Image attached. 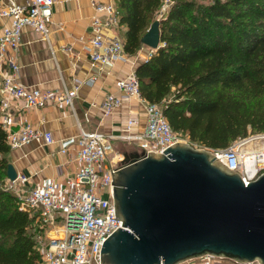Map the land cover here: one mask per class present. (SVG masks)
I'll return each instance as SVG.
<instances>
[{"label":"built area","instance_id":"obj_1","mask_svg":"<svg viewBox=\"0 0 264 264\" xmlns=\"http://www.w3.org/2000/svg\"><path fill=\"white\" fill-rule=\"evenodd\" d=\"M53 3L54 0H26L24 3L0 0V18L9 19L0 33V125L10 150L33 141L49 145L54 139L50 131L37 130L27 122L17 124L14 115L7 113L9 108L17 104L19 109L49 105L72 108L77 96L78 84L71 88L44 89L14 81L18 70L14 53L20 43L21 30L28 26L47 38ZM91 5L96 13H105L107 19L102 24L96 16L92 17L89 61L92 65L103 67L127 60L122 41L104 33V28H115L118 24L115 6L99 0H91ZM165 9L166 6H162L161 12ZM63 50L69 52L71 47H64ZM154 50H148L146 59ZM92 81L90 78L89 82ZM114 86L115 91L105 94L99 106L101 117L111 116L123 104L136 100L142 104L145 116L141 129H136L139 115L128 111L122 132L111 134L97 129L82 130L75 136L60 140L57 150L60 154L68 153L72 145L76 147L67 161L74 163L76 168L66 177L64 184L52 178L32 182V177L22 174L14 179L6 177L1 184L16 196L20 210L36 215L41 225L52 227V233L38 241L39 264H100L103 240L118 226L121 227V220L115 218L111 172L121 165L122 156L115 153L111 160L107 158L106 151L112 148V141L134 143L139 157L145 156L148 151L163 152L176 141L190 143L186 136L171 128L158 104L149 103L142 97L134 70L117 78ZM15 124L17 127L12 129ZM238 148L237 139L222 149H206L226 168L239 172L243 184L247 185L259 171L256 169L251 175L243 172ZM114 162L117 164L114 165ZM194 260H197L194 264H259L257 261L239 263L211 255Z\"/></svg>","mask_w":264,"mask_h":264},{"label":"trees","instance_id":"obj_2","mask_svg":"<svg viewBox=\"0 0 264 264\" xmlns=\"http://www.w3.org/2000/svg\"><path fill=\"white\" fill-rule=\"evenodd\" d=\"M114 4L127 55L159 21L158 47L135 74L142 97L159 105L174 131L208 149L225 148L249 130L264 132V0ZM5 138L0 125V264H39L45 227L1 185L11 151Z\"/></svg>","mask_w":264,"mask_h":264},{"label":"water","instance_id":"obj_3","mask_svg":"<svg viewBox=\"0 0 264 264\" xmlns=\"http://www.w3.org/2000/svg\"><path fill=\"white\" fill-rule=\"evenodd\" d=\"M159 21L140 38L156 49ZM111 172L115 218L100 264H181L204 255L264 264V171L241 175L210 150L176 141L163 152L123 153ZM17 173L11 163L6 177Z\"/></svg>","mask_w":264,"mask_h":264},{"label":"crops","instance_id":"obj_4","mask_svg":"<svg viewBox=\"0 0 264 264\" xmlns=\"http://www.w3.org/2000/svg\"><path fill=\"white\" fill-rule=\"evenodd\" d=\"M15 1L24 3L26 0ZM99 1L115 6L114 0ZM50 12L47 38L31 27L22 28L20 43L14 53L18 64L14 81L44 89L71 88L78 84L77 96L72 108L49 105L19 109L18 104L9 108L7 113L14 115L17 124L27 122L37 130L50 131L54 139L49 145L33 141L11 150L9 163L17 175L32 177V182L52 178L64 184L66 177L76 168L74 163L67 162L76 147L72 145L68 153L60 154L57 152L60 140L75 136L82 130L97 129L111 134L122 132L128 111L139 115L136 129L142 128L145 116L140 102L131 100L123 104L117 113L105 118L101 117L99 106L105 94L115 91V80L135 71L136 66L146 59L149 48L141 44L134 55L123 51L127 60L103 67L92 65L88 53L89 38L92 36L90 22L96 16L103 24L107 15L96 13L91 0H54ZM8 23V18H0V33ZM104 33L119 38L123 43L122 27L118 24L115 28H104ZM68 46L71 47L69 52L63 50ZM90 78L92 82H89ZM16 127L15 124L12 129Z\"/></svg>","mask_w":264,"mask_h":264},{"label":"rangeland","instance_id":"obj_5","mask_svg":"<svg viewBox=\"0 0 264 264\" xmlns=\"http://www.w3.org/2000/svg\"><path fill=\"white\" fill-rule=\"evenodd\" d=\"M166 2H164L163 6H166L168 4V2L167 3ZM161 11H162V7L160 8L159 12ZM160 15L161 13H159V15L157 14L156 17L158 18V16ZM238 143H239V148H238L239 153H241L242 151H250V150L255 151V150L262 149L264 148V132H252L249 130L245 137H241L238 139ZM137 149L138 147L134 143L122 142V141H119V142L112 141V148L106 151V155H107V158L111 160L115 153L122 156L123 153L134 152V151H137ZM116 164L117 162H114V165ZM241 165H242L243 171H245V169H247V168H244L246 165V161L241 162ZM256 169L259 171L258 174L264 171V158H261L260 160L255 161L254 171ZM44 227H45L44 236L46 237L48 233L49 234L51 233L52 227L45 226V225ZM195 262H197V260L193 259V260L184 262L182 264H194Z\"/></svg>","mask_w":264,"mask_h":264},{"label":"bare ground","instance_id":"obj_6","mask_svg":"<svg viewBox=\"0 0 264 264\" xmlns=\"http://www.w3.org/2000/svg\"><path fill=\"white\" fill-rule=\"evenodd\" d=\"M240 155H241L240 161L241 162L246 161V165L244 168L247 169H245V171L243 172H245L248 175H251L254 171L255 161L264 158V148L255 151L254 150L242 151Z\"/></svg>","mask_w":264,"mask_h":264}]
</instances>
